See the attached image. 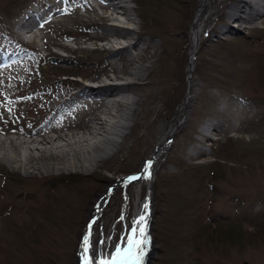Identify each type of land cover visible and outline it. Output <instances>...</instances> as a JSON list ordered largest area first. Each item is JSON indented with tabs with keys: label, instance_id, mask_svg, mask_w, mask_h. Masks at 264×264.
Masks as SVG:
<instances>
[{
	"label": "rangeland",
	"instance_id": "374dc122",
	"mask_svg": "<svg viewBox=\"0 0 264 264\" xmlns=\"http://www.w3.org/2000/svg\"><path fill=\"white\" fill-rule=\"evenodd\" d=\"M41 1L50 9L45 19L57 23L29 32L19 25V16ZM71 2L0 0V55L11 54L0 64V264H76L91 205L107 191L91 243L93 254L111 253L117 243L124 244L121 237L129 235L148 188L153 193L144 264H264V14L250 22L232 21L225 14L242 0H214L188 73V29L200 0H130L134 21L119 15L123 22L100 21L99 8L85 0ZM110 23L126 26L117 32L134 29V37L141 33L152 45L143 51L151 57L145 63H110L129 82L141 80L128 72L151 66L147 79L152 82L128 94L138 99L133 111L125 102L100 114L108 123H129L121 130L123 138L109 135L119 150L111 146L115 152L108 150L89 172L70 166L46 171L35 162L25 166L28 154L39 155L49 146L27 140L64 134L66 139L55 143L87 138L91 144L101 137L102 130L96 138L87 135L94 103L82 97L66 104L62 96L75 92L70 93L76 90L72 81H99L88 76L100 72V60L108 58L99 48L120 40L106 36ZM225 28L229 32L222 34ZM120 44L126 42L115 46ZM144 47L141 41L139 48ZM69 70L75 78L63 75ZM69 105L78 107L68 110ZM127 112L130 120H124ZM176 117L180 126L155 164L150 187L145 179L125 184L121 179L141 169ZM214 119L220 126L210 133L209 144L198 129ZM47 122L56 127L33 135ZM84 144L74 148L81 151ZM115 181L119 186L107 188ZM101 239L104 244L97 243Z\"/></svg>",
	"mask_w": 264,
	"mask_h": 264
},
{
	"label": "bare ground",
	"instance_id": "6f19581e",
	"mask_svg": "<svg viewBox=\"0 0 264 264\" xmlns=\"http://www.w3.org/2000/svg\"><path fill=\"white\" fill-rule=\"evenodd\" d=\"M96 1L99 2L98 8L102 10L99 13H97L98 19L100 21L118 20L119 15L124 16L125 19L134 21V18L131 15L132 14L131 9L128 8L126 4L127 0H96ZM213 3H214V0H200L198 9L194 16V20L192 22L190 32H189L190 42H191L190 46L192 50L190 51V65L188 68V73H191L192 71L191 70V68L193 67V64H192L193 55L192 54L198 48L204 22L210 16L209 12H210V8L212 7ZM250 8H251V1L242 0L241 6H238L236 10H232V8H230L229 11H227V13L225 14V17L232 21H240L242 23L248 22L250 20L253 21L256 18L254 14L253 15L245 14L246 10L247 9L249 10ZM244 15H247V16H244ZM39 17H40L39 15L38 16L29 15L24 19V22L21 23L20 26L26 29L30 27L33 28L35 24V20L39 19ZM136 17H138L139 19L140 15L136 13ZM55 23L57 22L56 21L50 22V24H55ZM113 24L114 23L112 24L110 23V24H107V26H105L104 30L106 29L109 32L108 35L106 36L108 37L114 36L120 39L119 42L125 41L126 44L125 45L120 44L119 46H115V44L119 43L118 41H115V44L114 43L111 44L109 48H106V47L102 49L99 48L100 50H102L103 54H106V56H108V58L105 60H100V65H102L103 67L102 69H100V72H97L94 75H88L89 78H93L95 80L98 79L99 84L96 85V87H92V86H88L85 83H73L75 84L76 90L72 88L70 90V93L72 91H75V92H72L71 94H69V97L67 93L65 94V96H62V98L65 97L68 99V100L67 99L65 100L66 104L70 103L71 100H72V103H74L80 97H86L87 99H93L94 106L93 108L90 109V112L92 115L91 122L93 125L92 127L89 128L87 135L94 136V138H96L97 136L96 134H98V132L99 134L101 133L100 130H102V133H104L105 135L101 133L100 134L101 137L98 138L97 141L95 140L91 144L87 142V138L78 139L75 141L66 140L64 144L55 143L56 139H59V140L66 139L63 136L64 134H60L56 136L42 135L41 138H38V139L35 138V140L34 139L27 140L26 142L28 143L33 142V141L39 142V141L45 140L44 142H46V144L49 146H46L47 148H44V149H39V153H40L39 155L33 156L31 153L28 154V158L24 161L25 166L32 165L33 162H35V163H38L39 166L45 169L46 171L51 170V168L68 169V167L70 166V168L76 167L81 170H85L89 172L93 169V167H95V165H98V163L105 156V154L109 153V152L106 153L108 150L111 149V151H113L111 146H115L116 148L115 151H117V149L119 150L118 140H112L109 135L113 134V135L119 136V138H123L125 135L124 133H121L122 132L121 130L124 128L128 129L130 126L129 123L123 124L117 121L108 123L105 121V119H103L104 117L100 116V114L104 115L106 112H108L109 114V110L111 107L110 105L120 106L124 104L125 102L128 104H131L132 107L130 106V108H132L131 110L133 111L135 108L134 106L138 102V99L134 98V96L130 97L128 94L131 93L132 91L145 88L147 85H149L152 82L151 80L147 79V76L150 72V70L148 69H151V66L149 65L140 66L139 68H141V72L139 71H131L130 73L128 72L129 75L134 74L135 76H138L137 80H141V82H134V81L129 82L120 75V71L115 70V67L110 66V63L114 61H118L119 59H122V61L126 59L127 65L131 67L137 62L140 64L145 63L147 60H150L151 57L148 54L147 56L143 53L145 51H148V49L152 47V45L150 43V40L144 39V36L141 33L138 34L139 36L134 37L133 35L136 33L134 29H131L125 32H117L116 31L117 27H114ZM137 31L139 32V29H137ZM141 41L145 43L146 45V47H144L143 49L139 48ZM111 46L113 47L111 48ZM129 48H133L136 53L133 55L130 52ZM8 56H11V54L0 55V64H2L3 62H6L8 59ZM111 56H113L114 58H111ZM56 72L60 74L62 70H57ZM69 73H71L70 70L66 71V73H63V74L67 75ZM52 76L54 79L58 78V76H54V73H52ZM123 80H126V81H123ZM42 91H43V88L39 89L36 92L41 93ZM186 97L189 99L191 95L188 94ZM106 99L108 100L106 101ZM56 100H59V97ZM102 106L104 107V112L100 110ZM71 108H72L71 105L67 107L68 110ZM72 110L74 111V109ZM129 112H127V114L123 116L125 118L124 120L126 119L130 120V116H128ZM65 117L66 116L64 114L63 116H61V119L63 121L67 120L65 119ZM49 124L50 123L47 122L45 126H43V128H46L45 130L36 131L33 133V135L36 136L38 134H41V132L52 130V128L56 127V125L49 126ZM179 126H180V119L176 117L174 122L170 125V127L164 130L162 137L159 139V142L156 145L157 148L154 150L153 154L148 159V161L151 160L153 162L152 167L150 169L151 174L154 172L155 164L165 153L166 144L168 143L169 139L172 137V134L175 132V130H177ZM82 142L85 143L83 148L81 149V151L79 150L77 151L76 148H74V145L75 144L79 145V143H82ZM53 146L55 150H52ZM66 147H68L67 150H66ZM28 150L32 151L33 149L28 148ZM142 170H143V167L141 168L138 175L142 173ZM121 180H124V178H122ZM145 180H146V183L149 185L150 178L145 179ZM108 194L109 192L107 191L104 193V195L98 194L96 196L98 198V203L94 206L93 204L91 205V210L89 212L92 211L91 212L92 216L91 218H88L87 226L90 223V221H92L93 219L95 220L98 219L99 209L102 207L101 200L104 197L107 198L109 196ZM144 197L145 198L141 200L140 204L138 203V205L136 206V211L134 212L135 214L133 216V219L140 213L142 209V205L144 203H147L148 206H150L149 204L150 193ZM97 205H99V208H97ZM148 214H149V207H148V213H147V218H146V227H147V219L149 217ZM87 226L85 228V233L87 231ZM92 250L93 249L91 247L90 255H93L99 258L100 255L93 254ZM93 264H96L95 260L93 261Z\"/></svg>",
	"mask_w": 264,
	"mask_h": 264
},
{
	"label": "snow or ice",
	"instance_id": "6c2138e0",
	"mask_svg": "<svg viewBox=\"0 0 264 264\" xmlns=\"http://www.w3.org/2000/svg\"><path fill=\"white\" fill-rule=\"evenodd\" d=\"M153 162L151 160L146 161L142 173L140 175H131L124 178L123 182L129 184L139 179H148L151 177V167ZM148 204L144 203L140 213L133 219L129 235L127 237H121L124 241L125 246L120 243L115 245V250L109 254L100 256L99 258L90 255V249L92 247V229L96 220L93 219L87 226V231L82 237L81 245V260L82 264H142L146 250L149 244V236L146 227V218L148 213ZM99 208V205H97ZM123 219V216H121ZM98 244H104L103 239L97 242Z\"/></svg>",
	"mask_w": 264,
	"mask_h": 264
},
{
	"label": "trees",
	"instance_id": "16d2710c",
	"mask_svg": "<svg viewBox=\"0 0 264 264\" xmlns=\"http://www.w3.org/2000/svg\"><path fill=\"white\" fill-rule=\"evenodd\" d=\"M55 264V263H54Z\"/></svg>",
	"mask_w": 264,
	"mask_h": 264
}]
</instances>
